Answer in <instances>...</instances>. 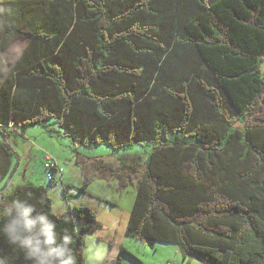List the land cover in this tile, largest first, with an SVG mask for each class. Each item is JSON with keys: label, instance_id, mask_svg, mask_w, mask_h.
<instances>
[{"label": "trees", "instance_id": "16d2710c", "mask_svg": "<svg viewBox=\"0 0 264 264\" xmlns=\"http://www.w3.org/2000/svg\"><path fill=\"white\" fill-rule=\"evenodd\" d=\"M0 8V51L30 41L0 85V181L15 153L9 134L56 124L84 187L101 171L119 191L137 184L129 237L175 244L202 264H264V0H0ZM101 146L145 156L79 152ZM0 196L3 264H34L2 231L17 200L46 214L60 238L71 235L76 264H85L97 212L55 213L41 186Z\"/></svg>", "mask_w": 264, "mask_h": 264}, {"label": "rangeland", "instance_id": "374dc122", "mask_svg": "<svg viewBox=\"0 0 264 264\" xmlns=\"http://www.w3.org/2000/svg\"><path fill=\"white\" fill-rule=\"evenodd\" d=\"M17 47H12L9 54L5 56L0 54L2 67L7 65V62L12 61ZM261 69L264 73V61H261ZM51 128L55 131L50 132ZM27 131L29 132L27 133ZM8 141L14 148L15 153L12 156V167L9 175L0 181V192L3 191L5 196L12 194L20 187L28 185L41 186L42 188L46 186L53 201V211L55 213L68 212L70 210L69 201L71 204L74 202L78 205L75 207L86 205L97 212L101 228L85 236L83 246L85 264H88V245L93 241L96 247L101 249L104 259L120 258L124 264H202L195 256L190 255L185 259L179 247L175 244L158 242L152 248L126 234L127 223L125 224L124 220L130 213L132 203L135 201L133 189L137 187L136 183L119 191L118 181L110 173L101 171L94 182L88 185V188L83 187L85 192L81 191L78 182L83 181L84 177L80 172L81 169L75 166L74 146L68 138L60 135V129L56 124L46 128H42V126L29 127L25 132L22 131L19 134L10 133ZM80 149V153L88 155V157L92 156V159L101 157L107 161L117 162L118 154L113 153L107 146L94 149L80 147ZM47 154L58 159L63 170L64 180L71 181L74 184L75 187L70 186L68 188V192L72 196H65L63 186H57L47 180L43 165ZM120 154L142 155L143 149L136 147L128 152H120ZM89 190H92L93 194ZM76 192L78 193L77 198L74 196ZM99 196L116 203L117 206L114 207L110 203L101 201L98 198ZM75 207L72 205V209ZM121 247H124L128 253L121 252Z\"/></svg>", "mask_w": 264, "mask_h": 264}, {"label": "clouds", "instance_id": "9594fccd", "mask_svg": "<svg viewBox=\"0 0 264 264\" xmlns=\"http://www.w3.org/2000/svg\"><path fill=\"white\" fill-rule=\"evenodd\" d=\"M0 12L4 9L0 8ZM6 214L9 219L2 231L11 244L24 251L27 260L34 264H76L70 248L72 236L65 232L60 238L56 225L46 214L36 213L34 206L19 200L8 206ZM87 253L88 264H100L104 259L94 241L89 243Z\"/></svg>", "mask_w": 264, "mask_h": 264}, {"label": "crops", "instance_id": "0c3cea01", "mask_svg": "<svg viewBox=\"0 0 264 264\" xmlns=\"http://www.w3.org/2000/svg\"><path fill=\"white\" fill-rule=\"evenodd\" d=\"M29 43H30V41L29 40H25V41H16L15 43H13L6 51H4V52H1L0 51V54H2V56H5L6 54H9V51L12 49V47H14V46H18L17 47V51L15 52V54L13 55V57H12V61L10 62V63H8L7 62V65H5V66H1V64H0V85L3 83V81H4V79L6 78V76H7V74L9 73V71H10V68H11V66L12 65H14L16 62H17V60L19 59V57H20V55L22 54V52L24 51V49L29 45ZM5 69H6V71H5ZM29 131H27V133H28ZM79 150H81L80 148H79ZM85 150V149H84ZM86 151V150H85ZM121 154L119 153L118 155H117V158H116V161H118V157L120 156ZM88 156V155H87ZM24 157V156H23ZM90 158H92V156H89ZM26 158V157H25ZM22 159V158H21ZM22 160H24V159H22ZM22 160H21V162H22ZM44 160V159H43ZM76 166V165H75ZM64 175V174H63ZM63 180H64V177H63ZM64 183H65V185L66 186H68L69 188H70V186H73V187H75L74 186V184L71 182V181H66V180H64ZM69 183V184H68ZM79 184V188L80 187H84V183H86L85 182V179L83 180V181H79L78 182ZM110 183V182H109ZM89 185V184H88ZM88 185H87V188H88ZM114 185V184H113ZM44 189L47 191V193L49 192V190L47 189V187L46 186H44ZM134 190V195H133V197H134V199H135V197H136V195H137V187L135 188V189H133ZM90 191V193H92L93 194V192H92V190H89ZM86 192H87V189H86ZM78 193L76 192L75 193V197L77 198V195ZM49 195V194H48ZM69 196H72V194L70 195V193H69ZM100 197V196H99ZM79 198V197H78ZM100 198H102V199H106V198H103V197H100ZM73 201H74V199H73ZM134 203V202H133ZM133 203H132V207H133ZM72 205L75 207V206H78V205H76L74 202H72V204H71V202L69 201L68 202V206H69V209L71 210L72 209ZM81 206H86V205H81ZM131 210H132V208H131ZM131 210H130V213H131ZM130 213L128 214V216H127V218L125 217V220H124V223L126 224H128V220H129V217H130ZM127 227V226H126ZM169 263V262H168Z\"/></svg>", "mask_w": 264, "mask_h": 264}, {"label": "built area", "instance_id": "2783aa9c", "mask_svg": "<svg viewBox=\"0 0 264 264\" xmlns=\"http://www.w3.org/2000/svg\"><path fill=\"white\" fill-rule=\"evenodd\" d=\"M1 127V126H0ZM13 127V123L9 125V129ZM44 169L46 171L47 180L55 185H61L64 189L65 196L69 195L68 187L65 185L63 180V170L59 164L58 159L47 154L44 160Z\"/></svg>", "mask_w": 264, "mask_h": 264}]
</instances>
